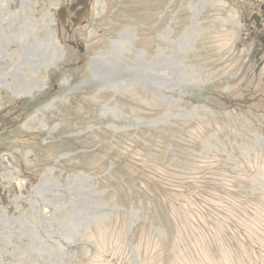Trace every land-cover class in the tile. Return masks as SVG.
<instances>
[{
	"label": "rangeland",
	"instance_id": "rangeland-1",
	"mask_svg": "<svg viewBox=\"0 0 264 264\" xmlns=\"http://www.w3.org/2000/svg\"><path fill=\"white\" fill-rule=\"evenodd\" d=\"M90 1L0 0V264H264V0Z\"/></svg>",
	"mask_w": 264,
	"mask_h": 264
},
{
	"label": "water",
	"instance_id": "water-1",
	"mask_svg": "<svg viewBox=\"0 0 264 264\" xmlns=\"http://www.w3.org/2000/svg\"><path fill=\"white\" fill-rule=\"evenodd\" d=\"M254 19H255L256 22H257V28H258V29H261L260 20H259L258 18H256V17H254ZM261 41L264 43V38H262Z\"/></svg>",
	"mask_w": 264,
	"mask_h": 264
}]
</instances>
